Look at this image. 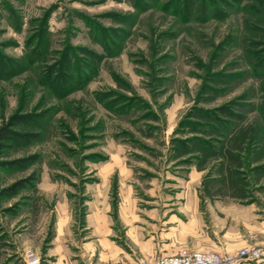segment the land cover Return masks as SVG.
<instances>
[{
  "label": "rangeland",
  "instance_id": "1",
  "mask_svg": "<svg viewBox=\"0 0 264 264\" xmlns=\"http://www.w3.org/2000/svg\"><path fill=\"white\" fill-rule=\"evenodd\" d=\"M3 126L0 264L234 253L264 223V0H0Z\"/></svg>",
  "mask_w": 264,
  "mask_h": 264
},
{
  "label": "built area",
  "instance_id": "2",
  "mask_svg": "<svg viewBox=\"0 0 264 264\" xmlns=\"http://www.w3.org/2000/svg\"><path fill=\"white\" fill-rule=\"evenodd\" d=\"M245 260L264 264L262 252L257 247H240L234 253L182 249L175 254H163L148 260L141 259L135 264H240Z\"/></svg>",
  "mask_w": 264,
  "mask_h": 264
},
{
  "label": "crops",
  "instance_id": "3",
  "mask_svg": "<svg viewBox=\"0 0 264 264\" xmlns=\"http://www.w3.org/2000/svg\"><path fill=\"white\" fill-rule=\"evenodd\" d=\"M164 205H172V203H166ZM58 221V225H60V231H62V227H65L64 221L61 218L56 219V222ZM159 224H163V223H159ZM261 226H257L258 231L257 233H252V231H254L250 226V224L246 225V232L247 234H243L241 236H238L237 238L233 239L232 241L229 242H223V243H219V245H215L216 248H220L223 250H233V249H238L240 247L243 246H251L254 244H259L261 246H264V223L260 224ZM255 227V226H254ZM161 228V227H160ZM164 228V227H163ZM62 229V230H61ZM252 233V234H251ZM249 234H251L250 236H248ZM248 236V237H247ZM58 237V236H56ZM60 237V236H59ZM54 252L51 253V255L56 256L54 258V261L51 262L52 264H70V252L68 250V246L63 242V244L57 243L55 244L54 247ZM188 250H210V249H194L192 247H188ZM50 254V253H48ZM162 254H169V253H160V254H156L157 255H162ZM240 264H255V262L253 260H245Z\"/></svg>",
  "mask_w": 264,
  "mask_h": 264
},
{
  "label": "trees",
  "instance_id": "4",
  "mask_svg": "<svg viewBox=\"0 0 264 264\" xmlns=\"http://www.w3.org/2000/svg\"><path fill=\"white\" fill-rule=\"evenodd\" d=\"M13 134V131H11L7 126L0 127V158L3 155L4 149L6 147V141L12 138ZM5 164H7V162L0 161V165Z\"/></svg>",
  "mask_w": 264,
  "mask_h": 264
}]
</instances>
